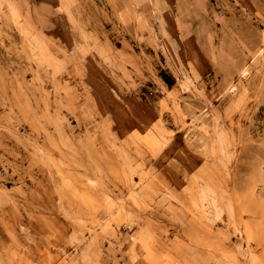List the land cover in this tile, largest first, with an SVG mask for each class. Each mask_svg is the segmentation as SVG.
Masks as SVG:
<instances>
[{"label": "rangeland", "instance_id": "374dc122", "mask_svg": "<svg viewBox=\"0 0 264 264\" xmlns=\"http://www.w3.org/2000/svg\"><path fill=\"white\" fill-rule=\"evenodd\" d=\"M0 264H264V0H0Z\"/></svg>", "mask_w": 264, "mask_h": 264}]
</instances>
